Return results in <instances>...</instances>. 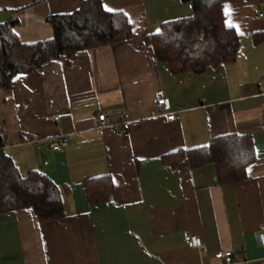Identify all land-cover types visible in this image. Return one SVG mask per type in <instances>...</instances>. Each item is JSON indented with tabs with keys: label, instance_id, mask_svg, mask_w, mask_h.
<instances>
[{
	"label": "crops",
	"instance_id": "1",
	"mask_svg": "<svg viewBox=\"0 0 264 264\" xmlns=\"http://www.w3.org/2000/svg\"><path fill=\"white\" fill-rule=\"evenodd\" d=\"M82 1L0 0V24L16 21L24 44L49 40L46 19ZM101 2L126 15L130 40L79 51L69 65L51 61L0 88L5 155L22 177L45 174L64 207L61 219L45 223L28 209L1 214L0 264H224L214 256L228 251L236 264H264L256 239L264 231V0L225 3V23L240 36L237 59L200 75H173L145 43L163 23L192 16L191 1ZM158 90L175 121L153 114ZM99 114L108 127H94ZM232 134L254 143L245 180L222 183L214 164L173 165L176 152ZM60 135L66 148L54 152ZM106 177L100 193L103 184L91 180ZM187 235L205 250L189 248Z\"/></svg>",
	"mask_w": 264,
	"mask_h": 264
},
{
	"label": "trees",
	"instance_id": "2",
	"mask_svg": "<svg viewBox=\"0 0 264 264\" xmlns=\"http://www.w3.org/2000/svg\"><path fill=\"white\" fill-rule=\"evenodd\" d=\"M186 1L193 3L192 16L167 21L159 33L145 37L157 61L166 63L173 75H200L209 67L234 63L240 36L225 23L224 5L228 0ZM46 20L53 37L34 44L20 42L13 31L16 21L0 24V88H9L14 76L51 61L69 65L79 51L114 46L132 37L126 15L106 11L101 0H83L71 14ZM3 148L0 135V215L28 209L40 223L61 219L64 207L60 189L39 171L22 177ZM170 158L173 165L187 161L192 168L214 164L221 182L233 184L247 178V167L255 162L256 152L250 136L232 134L214 138L202 148L180 150ZM91 181L103 184L100 193L110 185L108 177ZM97 197L103 198L102 194Z\"/></svg>",
	"mask_w": 264,
	"mask_h": 264
},
{
	"label": "built area",
	"instance_id": "3",
	"mask_svg": "<svg viewBox=\"0 0 264 264\" xmlns=\"http://www.w3.org/2000/svg\"><path fill=\"white\" fill-rule=\"evenodd\" d=\"M259 18L264 19V12L259 13ZM260 90L264 91V78L260 84ZM155 116L161 115L166 118V120L173 122L176 120L178 116V112L173 111L170 103V99L164 90H158L156 92L155 98V106L154 112ZM70 116V113H61L57 114L53 117L54 123H59L63 117ZM110 124L109 119L105 114H99L94 123V127L96 128H106ZM4 145H6V141H4ZM67 140L64 136L60 135L57 137L55 144L52 146V150L54 152H61L66 148ZM257 243L258 245L264 249V231H261L257 234ZM185 242L189 248L197 249V250H205L204 243L201 238L194 235H187L185 238ZM216 259L221 260L224 264H236V260L234 258L233 252H218L214 256Z\"/></svg>",
	"mask_w": 264,
	"mask_h": 264
}]
</instances>
